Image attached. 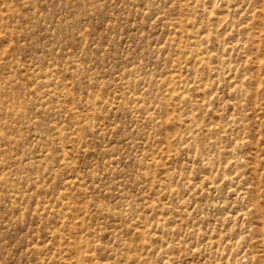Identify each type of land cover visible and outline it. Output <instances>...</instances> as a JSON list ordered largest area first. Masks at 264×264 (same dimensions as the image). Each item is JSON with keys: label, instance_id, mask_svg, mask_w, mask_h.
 Returning a JSON list of instances; mask_svg holds the SVG:
<instances>
[{"label": "rangeland", "instance_id": "374dc122", "mask_svg": "<svg viewBox=\"0 0 264 264\" xmlns=\"http://www.w3.org/2000/svg\"><path fill=\"white\" fill-rule=\"evenodd\" d=\"M0 264H264V0H0Z\"/></svg>", "mask_w": 264, "mask_h": 264}]
</instances>
